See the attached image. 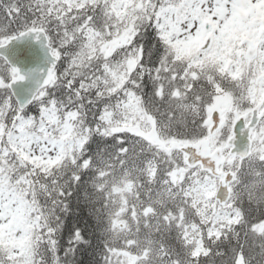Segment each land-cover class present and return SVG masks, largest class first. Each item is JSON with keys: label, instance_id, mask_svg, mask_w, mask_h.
<instances>
[{"label": "snow or ice", "instance_id": "snow-or-ice-1", "mask_svg": "<svg viewBox=\"0 0 264 264\" xmlns=\"http://www.w3.org/2000/svg\"><path fill=\"white\" fill-rule=\"evenodd\" d=\"M0 264H264V0H0Z\"/></svg>", "mask_w": 264, "mask_h": 264}]
</instances>
